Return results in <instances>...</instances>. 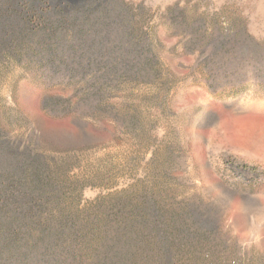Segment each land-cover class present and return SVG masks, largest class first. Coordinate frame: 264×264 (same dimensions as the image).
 Here are the masks:
<instances>
[{
	"label": "rangeland",
	"instance_id": "1",
	"mask_svg": "<svg viewBox=\"0 0 264 264\" xmlns=\"http://www.w3.org/2000/svg\"><path fill=\"white\" fill-rule=\"evenodd\" d=\"M0 28V143L82 260L119 213L150 264H264V0H0Z\"/></svg>",
	"mask_w": 264,
	"mask_h": 264
},
{
	"label": "trees",
	"instance_id": "2",
	"mask_svg": "<svg viewBox=\"0 0 264 264\" xmlns=\"http://www.w3.org/2000/svg\"><path fill=\"white\" fill-rule=\"evenodd\" d=\"M61 22L65 23V17ZM3 31L0 28L1 48L11 44L10 35ZM78 34L88 37L89 32ZM105 35H101V42ZM92 42L81 47L82 55H90ZM85 66L99 64L91 60ZM101 66L112 71L116 64ZM48 178L43 167L19 158L7 144L0 143V264H150L165 258V239L155 243L143 240L138 229L126 226L119 213H110L94 261L82 260L80 227L69 215H55L57 194ZM150 246L159 249L150 251Z\"/></svg>",
	"mask_w": 264,
	"mask_h": 264
}]
</instances>
